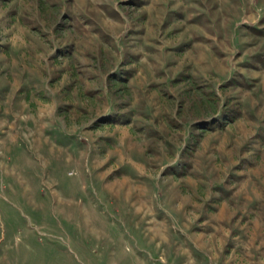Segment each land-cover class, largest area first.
I'll return each instance as SVG.
<instances>
[{"label":"rangeland","instance_id":"obj_1","mask_svg":"<svg viewBox=\"0 0 264 264\" xmlns=\"http://www.w3.org/2000/svg\"><path fill=\"white\" fill-rule=\"evenodd\" d=\"M0 264H264V0H0Z\"/></svg>","mask_w":264,"mask_h":264},{"label":"bare ground","instance_id":"obj_2","mask_svg":"<svg viewBox=\"0 0 264 264\" xmlns=\"http://www.w3.org/2000/svg\"><path fill=\"white\" fill-rule=\"evenodd\" d=\"M119 185H121V184H119Z\"/></svg>","mask_w":264,"mask_h":264}]
</instances>
